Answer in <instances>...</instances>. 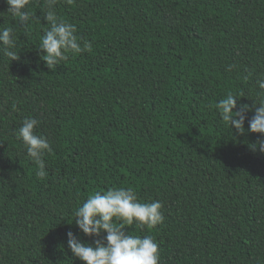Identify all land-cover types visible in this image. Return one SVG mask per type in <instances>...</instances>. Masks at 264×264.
Here are the masks:
<instances>
[{"label":"trees","instance_id":"trees-1","mask_svg":"<svg viewBox=\"0 0 264 264\" xmlns=\"http://www.w3.org/2000/svg\"><path fill=\"white\" fill-rule=\"evenodd\" d=\"M25 10L27 27L0 17L19 57L0 47V264H84L67 233L89 245L106 233L86 236L73 214L113 187L163 205L162 223L123 229L152 235L159 264H264V136L248 130L264 76V0H57L58 18L92 49L55 70L38 49L44 0ZM229 92L245 95L243 134L215 107ZM26 117L52 149L43 179L15 135Z\"/></svg>","mask_w":264,"mask_h":264},{"label":"clouds","instance_id":"clouds-1","mask_svg":"<svg viewBox=\"0 0 264 264\" xmlns=\"http://www.w3.org/2000/svg\"><path fill=\"white\" fill-rule=\"evenodd\" d=\"M6 13L17 19L19 26L27 27L34 19L33 14L26 11L30 0H5ZM69 4L73 0H67ZM57 0H44L43 19L48 27L43 29L39 50L44 53L43 61L50 70H55L61 61L68 59V54L78 55L91 51L92 44L78 42L76 26L58 18L55 5ZM40 23V22H39ZM17 37L13 27L0 28V47L4 55L10 60H17ZM228 70H231V66ZM258 89L254 100V116L249 123V131L264 136V76L256 81ZM242 92H229L220 99L215 107L219 117L229 128L243 134L247 105L237 106ZM258 105V107H256ZM15 107V106H13ZM234 109H236L234 111ZM40 123L33 117H26L22 126L15 133L21 140L28 158L37 166L36 176L43 179L47 175L46 164L43 159L46 152L52 151L46 137L36 135L34 128ZM259 151L264 154V139L257 141ZM255 151L256 144L250 145ZM163 205L159 201L150 203L138 202L133 188H109L107 191L95 192L74 212L75 223L86 236L99 237L102 232L106 235L102 239H95L93 244L82 243L72 232L67 233V245L74 257L84 264H159V245L152 235H130L123 229L134 225L136 228H153L162 223L164 216L161 212ZM119 223H116V222Z\"/></svg>","mask_w":264,"mask_h":264}]
</instances>
